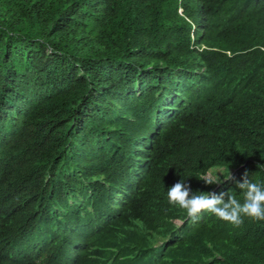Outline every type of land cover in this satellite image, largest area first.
I'll return each mask as SVG.
<instances>
[{
    "label": "trees",
    "instance_id": "1",
    "mask_svg": "<svg viewBox=\"0 0 264 264\" xmlns=\"http://www.w3.org/2000/svg\"><path fill=\"white\" fill-rule=\"evenodd\" d=\"M123 129L157 136L155 161L122 166L117 196L62 201L69 133L89 158L116 141L135 156ZM210 169L231 179L208 186ZM245 172L264 183V0H0V264L23 244L41 264H264V221L167 200L184 180L242 202Z\"/></svg>",
    "mask_w": 264,
    "mask_h": 264
},
{
    "label": "clouds",
    "instance_id": "2",
    "mask_svg": "<svg viewBox=\"0 0 264 264\" xmlns=\"http://www.w3.org/2000/svg\"><path fill=\"white\" fill-rule=\"evenodd\" d=\"M180 13H182V10H180ZM176 108L171 99H161L155 105L158 117L169 116ZM77 118L78 114L73 116L71 121L73 127ZM162 124L158 125L156 130H161ZM107 130L111 136L115 135L109 126H107ZM125 134L130 135L134 139L138 154L132 156L116 141V145L111 151L105 153L96 152L93 158H89L86 147L77 139H74L73 131L69 133L68 136L73 141L74 146L66 153L68 166L65 172L62 173V176L69 181V184L57 188L58 195L62 201L69 202L74 207L79 208L82 204H86L88 198L100 197L104 200L107 196H117L121 192L117 180L122 175L120 172L122 166L124 169H129L134 167L137 162L149 161L150 158L146 157L148 151L152 156V160L155 161L156 146L161 144L158 142L157 136L152 134L153 137H149L140 130L123 129L122 133L117 136V140L120 143L121 136ZM46 136L51 141L55 140L57 145L61 146L62 136L60 134L47 131ZM125 138L129 139L128 136ZM129 148L135 151L131 145H129ZM139 153H144L145 155H140ZM56 160L59 163V157H56ZM55 166L56 164H51L47 170L55 171ZM113 175H116L117 178L113 179ZM221 176L224 177L222 172L210 169L200 177V180L206 185L212 186L221 185L224 180L231 179V175L227 179L224 178V180L221 179ZM142 181L143 179L141 178L140 182L142 183ZM236 188L242 195V202L233 191L219 194L215 192L194 193L190 184L181 180L167 190V200L171 206L183 209L193 221L198 220L205 212L235 227L242 226L245 217L253 221H264V183L254 182L249 174L245 172L241 179L236 182ZM77 191H79V194H77ZM60 210L61 208L57 209V211ZM9 218L11 216L8 215L7 220ZM17 219L27 225L25 216ZM178 223L182 224L183 222L178 221ZM3 231L7 232L5 227ZM31 250L29 245L23 244L16 246L10 254L6 252L4 255L11 257V263L12 259H14V264H41V247L37 244Z\"/></svg>",
    "mask_w": 264,
    "mask_h": 264
}]
</instances>
